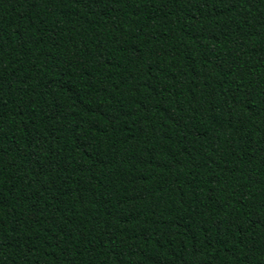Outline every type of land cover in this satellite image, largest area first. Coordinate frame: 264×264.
Listing matches in <instances>:
<instances>
[{"label": "trees", "instance_id": "16d2710c", "mask_svg": "<svg viewBox=\"0 0 264 264\" xmlns=\"http://www.w3.org/2000/svg\"><path fill=\"white\" fill-rule=\"evenodd\" d=\"M0 264H264V0H0Z\"/></svg>", "mask_w": 264, "mask_h": 264}]
</instances>
